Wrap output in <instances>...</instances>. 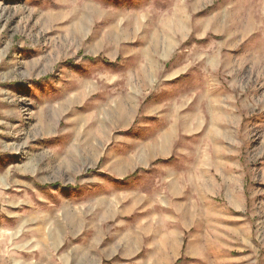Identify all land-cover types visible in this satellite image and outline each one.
I'll return each instance as SVG.
<instances>
[{"label": "rangeland", "instance_id": "374dc122", "mask_svg": "<svg viewBox=\"0 0 264 264\" xmlns=\"http://www.w3.org/2000/svg\"><path fill=\"white\" fill-rule=\"evenodd\" d=\"M0 264H264V0H0Z\"/></svg>", "mask_w": 264, "mask_h": 264}]
</instances>
